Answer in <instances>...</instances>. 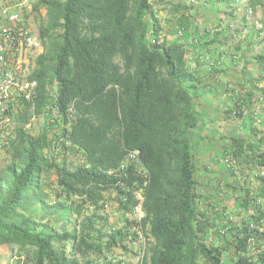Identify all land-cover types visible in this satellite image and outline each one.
Returning a JSON list of instances; mask_svg holds the SVG:
<instances>
[{"label": "trees", "instance_id": "obj_1", "mask_svg": "<svg viewBox=\"0 0 264 264\" xmlns=\"http://www.w3.org/2000/svg\"><path fill=\"white\" fill-rule=\"evenodd\" d=\"M160 2L33 1L46 11L28 76L36 93L8 103L17 125L1 145L0 244L16 250L13 264H111L106 253L128 252L139 231L143 264H264V133L221 137L241 178L225 204L220 185L208 191L199 177L216 174L201 171L195 141L208 83L183 44L162 40ZM190 8L171 6L182 13L178 31ZM250 60L264 76V53ZM33 116L46 119L37 133L26 127ZM68 151L78 156L72 168Z\"/></svg>", "mask_w": 264, "mask_h": 264}, {"label": "crops", "instance_id": "obj_2", "mask_svg": "<svg viewBox=\"0 0 264 264\" xmlns=\"http://www.w3.org/2000/svg\"><path fill=\"white\" fill-rule=\"evenodd\" d=\"M234 1L237 3L232 7L231 3ZM177 4L192 7L185 14L186 17L189 16L190 23L182 36L178 35V30L184 28L179 25L182 13L170 11L171 6ZM248 6H252L258 16L264 18V0H161L156 5L158 16L162 20V40L183 44L187 50L188 65L191 69H199L206 77L204 81L208 83V90L198 99V114L203 118L204 141L210 140L215 133V119L229 115L230 107L226 105L237 100V96L230 94L225 86L232 83L251 85V82L255 83L259 78L258 67L250 59L264 53L263 45L252 35L240 44L234 43L226 26L232 19H241ZM198 37L202 39V44L193 42ZM40 50L42 52L43 49ZM34 67L35 59L32 61L31 71ZM31 71L29 70L30 73ZM255 104L260 106L257 113L264 119V98H257ZM214 178L220 183L223 179L219 174L209 177L205 181L207 184L209 182L208 191L212 192L216 188L214 186L210 189L215 183ZM216 189L220 191V188Z\"/></svg>", "mask_w": 264, "mask_h": 264}, {"label": "built area", "instance_id": "obj_3", "mask_svg": "<svg viewBox=\"0 0 264 264\" xmlns=\"http://www.w3.org/2000/svg\"><path fill=\"white\" fill-rule=\"evenodd\" d=\"M33 1L35 0H0V137L3 140L12 134L13 120L11 116L5 114L8 103L17 96H23L26 100L31 101L36 93L37 82L29 80L28 76L23 73L27 60L31 57L35 59L42 49L41 41L33 33L25 19V14L32 11ZM236 3L232 2V7ZM226 26L231 32V39L234 42H242L252 35L264 47V18L258 16L252 6L245 8L241 19H232ZM183 34L184 31H178L179 36ZM26 69L27 67H25ZM225 89L230 93L239 92L232 84L226 85ZM240 91L246 92V90ZM259 99L262 100L263 97ZM240 101L235 102L232 114L245 116L249 114V111ZM255 109L256 112L253 116L260 122L259 113H257V110L260 111V106L256 105ZM228 156L231 158L230 155ZM137 200L138 203L133 209V217L140 222L145 216L141 192L137 193ZM101 213L103 215L112 214L110 204H105ZM108 229L115 230V227L108 226ZM139 235L137 242H127L128 252H108L104 256L106 261L111 264H129L127 256L131 253L130 244H138L139 250L136 253L135 264H143L146 240L141 231H139Z\"/></svg>", "mask_w": 264, "mask_h": 264}, {"label": "rangeland", "instance_id": "obj_4", "mask_svg": "<svg viewBox=\"0 0 264 264\" xmlns=\"http://www.w3.org/2000/svg\"><path fill=\"white\" fill-rule=\"evenodd\" d=\"M37 1V0H35ZM46 15V11L44 8H41L40 11H35L32 10L30 12H27L25 14V19H26V23L29 25V27L32 29L33 33L37 36V38L39 40V25L40 23L43 21V18ZM34 60V58H29L26 62V66L28 67V69L25 70L24 67V71L23 73L26 74V76H29V70L31 71V65H32V61ZM31 64V65H30ZM30 65V67H29ZM257 75V74H256ZM233 82V81H232ZM231 82V83H232ZM234 85V83H232ZM249 84H245L242 87L239 84H235L234 87L239 91L238 93H233L231 92L232 95L234 96H239L240 99L245 100L246 101L242 102L244 103L245 107L247 108V110L249 111V114L242 116V117H236L232 115V110L233 107L235 105V102L237 100H235V102H232L230 104H227L226 106L230 107V113L228 116L226 117H220L218 119H215L217 122L215 124V128L216 131L215 133L212 135V137L210 138V140L206 139L204 141V138L202 137V131H201V135H197L196 136V143L197 144V160H198V166L200 167L201 171L204 170L205 167H209L212 168V170L215 171L216 174H213L211 177H214L215 175L219 174L220 176L223 177L222 182L219 183L218 180L215 179V183L213 185L210 186V189L216 185H220V191L221 193H223V195L227 194L223 199V201H225V204H228L229 206H232L233 200L229 196L228 194V183H235V181H237V178L240 177H235V170H236V164L233 161H229L225 156V150L223 147L222 142H224L225 140L223 138H221L223 135H228L229 133H235L237 135H241L243 137H251L253 136V132L254 129H257V131L260 132V135H262L264 133V119L263 117H261L260 115H258V117L260 118V122H258L255 119V116H253V114L256 112V105H255V99L263 97L264 98V76L257 78L256 82L253 83L251 82ZM246 87V88H245ZM240 90H246L245 91H240ZM249 93H252V95L248 96ZM245 98H244V97ZM46 122L45 117L40 116V117H32L30 122L28 123V125L26 126L27 129H30L32 132L37 133L41 130L42 128V124H44ZM17 125V122L15 121V119H13V125L11 127V129L14 131L15 127ZM200 133V132H199ZM197 133V134H199ZM204 136V135H203ZM0 141H1V145H3V143L5 142L3 140L2 137H0ZM212 143H209V142ZM209 144V145H207ZM208 146V147H207ZM5 150V149H4ZM3 150V147L1 146L0 148V165H5V163L8 161V155L5 154ZM67 155L69 157V161L71 162L70 166L71 168L74 167L76 165V163L78 162V156L74 153H71L70 151L67 152ZM234 172V174H233ZM199 177L203 178V181L205 183V181H208V178L205 177V174L199 173ZM241 179V178H240ZM225 180V182L223 183V181ZM207 184V183H205ZM207 188L209 187V182L206 185ZM215 190V189H214ZM120 215L119 214H113V216L110 218V222L112 224H115L118 222L121 223L120 221ZM131 247V253L127 256V260L129 264H135L136 263V256H137V251L139 250L138 244H130ZM16 254V250L15 249H10L6 246H3L0 244V264H13Z\"/></svg>", "mask_w": 264, "mask_h": 264}]
</instances>
